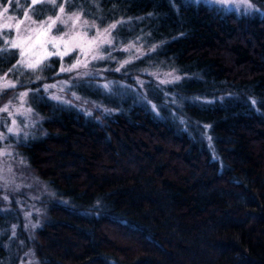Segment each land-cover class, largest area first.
<instances>
[{"label": "trees", "instance_id": "trees-1", "mask_svg": "<svg viewBox=\"0 0 264 264\" xmlns=\"http://www.w3.org/2000/svg\"><path fill=\"white\" fill-rule=\"evenodd\" d=\"M17 1L36 19L64 3ZM64 9L99 25L123 21L114 37L146 42L124 74L139 63L181 80L148 87L159 116L132 94L102 95L84 82L63 92L74 107L38 86L27 96L33 132L5 135L16 153L4 161L19 180L35 176L53 192L31 229L39 264H264V16L192 0H67ZM15 53H0V71L13 68ZM109 62L105 73L120 79ZM57 63L10 74L34 89L28 80L53 79ZM83 93L103 98L111 115ZM13 195L29 199L22 189ZM13 203L0 224L17 213Z\"/></svg>", "mask_w": 264, "mask_h": 264}, {"label": "rangeland", "instance_id": "rangeland-1", "mask_svg": "<svg viewBox=\"0 0 264 264\" xmlns=\"http://www.w3.org/2000/svg\"><path fill=\"white\" fill-rule=\"evenodd\" d=\"M41 0H38L37 3ZM49 2L50 0H46V2ZM195 1V0H192ZM203 2V0H201ZM27 4L26 2H23L22 4L19 3V1L14 0L13 2L9 3L8 1L4 4L0 5V30L3 29L4 24H11L13 25V29H15V25L18 21L24 19V13L27 12L31 20L37 21L39 23L40 20H43L47 17H52L55 19L56 15L59 12V6L56 7L53 14H45L42 15L40 19H36L31 13H30V7L23 6ZM28 4H32L31 0H28ZM251 5V8L248 6ZM7 6L8 12L6 14L3 13V8ZM215 6L220 7L223 10H229L232 12H235L237 14H259L261 15L262 12H264V7H258L256 6L252 0H223V3H217ZM73 13L80 14V22L76 26V28H73L72 22L69 21L67 25L63 26L61 28L60 24L57 23V28L54 29L51 33V37H64V42H67L69 47H72L74 44L80 43L83 44L85 49H87V41L91 40L95 35L97 29L100 31H103V29L108 28L109 25L117 24L120 20H108L105 22V24L99 25L100 22H97V19L95 18H87L83 12L80 10H66L64 18L67 19L68 16H71ZM264 16V15H262ZM9 17L11 19H9ZM87 21L88 25H95V28H89L88 26L84 25L83 22ZM30 23V21H26V24ZM121 24V23H120ZM118 24L117 27L120 25ZM21 30L24 29L25 25H21ZM32 27H35V25H32ZM114 32V31H113ZM112 32V35H113ZM67 33V35H65ZM13 35H15V32H10L6 38L12 39ZM114 37V35H113ZM18 40L22 39V37H17ZM45 37H42L44 39ZM50 38V37H47ZM114 44L113 48L117 49L116 51H112L111 59L106 60H93L88 64L87 68H78L73 72H60V68L63 65L64 67H70L72 64H74L77 60V58L83 60L85 59L84 56L80 54V50L76 49L75 51L70 52L69 55L64 56L63 61L60 60L58 56H55L58 58L57 67L55 70V76H52L53 79H48L45 81H41L40 79L37 80L36 77L40 75H34L32 76L28 81L34 82L36 85L34 89L27 86L22 85V81L18 78L13 76V74H10V72H4V70L0 71V77H4L7 73V80L12 81L16 83L15 88H0V109H3L5 105H8V112H12L13 116H9L8 112H0V134H3V138H0V190L2 191V196L0 199V212H12L11 204L12 201L13 206L15 204L17 213L13 212V218L10 222L3 218L1 220L0 224V264H39L38 260L36 259L33 249H31V229L33 224H39L40 216L37 215L39 212V200H42L43 198H50L53 196V192L51 189H49L50 186H47V184H43L39 181H37L32 176L29 179L22 178L21 180L18 179V177L15 175V173L9 168V166L5 163V159L10 155H14L15 148L14 145L8 144L7 142L4 143L5 135H17L22 133H32L31 127H33V120L32 116V105L27 99V96L29 97L32 95L33 92H36L37 89H35L37 86L38 88H41L43 91L44 85H61L63 82H67L68 87L64 88L66 90H70L71 92L75 93V86L81 85V83H87L90 85L91 88L95 89L99 94L106 93L108 89H97V85H104L109 84L110 88L112 90H115L119 85H128L131 87V89H134L136 93H144L147 94L148 87L152 86L153 83L155 84H161L160 81L164 79H170L167 74L172 73L173 75L180 74L175 69L170 68H158L156 65H138L135 64L131 66L130 74L126 75V70H121L120 72H115L116 77H119V74H122L121 78L123 79H114L108 77V73H105L106 67L108 62L110 64L114 65L113 69L120 68L121 64L126 60H131L130 64L137 63L133 62L135 61L134 58L142 56L145 50V46L143 45V42L146 43L143 40H139L138 37H131L130 39H126L125 41H122L121 38L114 37ZM148 42V41H147ZM60 43V51H64L63 42ZM130 45H133L134 47H131L129 51H120L119 49L128 48ZM147 46L149 48H152L153 45L149 42L147 43ZM4 45L2 41H0V48H3ZM137 49L140 51L137 52ZM110 50L108 45H104L103 48L100 49V51L107 55L108 51ZM47 52L53 51L52 45L48 44L45 47H41L39 45L36 46L35 52L37 58L40 56L46 55ZM121 53V55H120ZM53 57V56H51ZM17 60L19 59L17 55ZM17 62V61H16ZM111 69V70H113ZM123 69V68H121ZM91 73L96 78L93 79L92 76H84L83 73ZM124 72L126 74H124ZM78 73L80 75H78ZM126 79V81H124ZM88 81V82H87ZM137 81H142L143 87H141ZM0 83H3L2 80H0ZM80 91V90H78ZM22 92H27L28 95L24 98L23 101V109L21 110V113H16V109L21 108V101L19 94ZM44 92V91H43ZM63 92H60L59 89H53L50 88L48 92H45L47 96L52 94H57L63 96L65 100H67L66 96ZM78 94V93H76ZM79 95V94H78ZM101 95V97H103ZM83 96H88V98L95 104H97L102 110L105 108L104 99L98 98L97 100L93 99L92 96H90L88 93H83ZM166 97V96H165ZM172 101V99H170ZM153 104V103H152ZM171 104V102H170ZM154 105V104H153ZM92 107V106H87ZM150 107V105H149ZM31 109V112H25L24 109ZM109 109V108H108ZM15 119L16 125L20 128L19 133L10 134L7 132V128L12 126V120ZM181 121H184L182 118ZM25 124V129H24ZM184 125V122L182 123ZM179 128V126H178ZM176 129V127H175ZM10 157V156H9ZM17 172V171H16ZM19 174V172H17ZM20 175V174H19ZM23 190V192L28 193L29 199H26L24 202L16 195L10 196L11 193L19 192L20 190ZM34 190V191H33ZM59 197V196H58ZM55 201H58L55 197H53ZM27 205V206H26ZM15 209V208H14ZM14 211V210H13ZM20 250V256L16 259L15 263H13V257L16 258L18 250ZM7 258V259H5ZM6 260V261H4ZM12 260V262H11Z\"/></svg>", "mask_w": 264, "mask_h": 264}, {"label": "snow or ice", "instance_id": "snow-or-ice-1", "mask_svg": "<svg viewBox=\"0 0 264 264\" xmlns=\"http://www.w3.org/2000/svg\"><path fill=\"white\" fill-rule=\"evenodd\" d=\"M9 3L13 2V0H8ZM32 5L34 6L38 0H31ZM42 2V0H41ZM50 2L55 5L56 0H50ZM67 0H64V3H66ZM201 0H195V3L199 4ZM205 5H216L217 3H223V0H203ZM64 3H61L59 6V12L56 15L55 19L52 17H47L43 20H40L39 23L35 20H31L28 13H24V19L18 21L15 25V29H13V25L11 24H4L3 29L0 30V41H2L4 47L0 48V53L3 52H11L13 49L16 50V55H18L19 59L17 60L16 64L13 65L12 69H9V72L13 71V69H16L18 67H23L25 69L36 71L38 68H40L41 64L44 62V60L49 59L51 56H58L61 61H63L64 56H67L70 54V52L75 51L76 49L80 50V54L85 57V59L81 60L77 58L76 62L72 64L70 67H64L63 65L60 68V72H73L78 68H87L88 64L93 60H106L112 58V51H116L117 49L113 48L114 40L115 38L112 36V32L117 28V25L120 23H123V21H118L117 24L109 25L108 28L103 29V31H100L97 29L96 35L91 39L87 41V49H85L83 44L77 43L74 44L72 47H69L67 42H64V37H51V33L54 29L57 28V23L60 24L61 28L68 24L69 21L72 22L73 28H76L78 23L80 22V14L73 13L71 16H68L67 19L64 18L65 9H64ZM169 3L173 4L174 6V0H169ZM251 8V5L248 6ZM8 12V7L5 6L3 8V13L6 14ZM261 15H264V12L261 13ZM9 19H11L9 17ZM26 21H30V23L26 24ZM84 25L88 26L89 28H95V25H88L87 21L83 22ZM21 25H25L24 29L21 30ZM32 25H35V27H32ZM14 31L15 35H13L12 39H7L6 36ZM67 35V33H65ZM17 37H22V39L18 40ZM42 37H45L42 39ZM50 37V38H47ZM178 38V37H177ZM63 42L64 51L61 52L60 49V43ZM48 44L52 45L53 51L47 52L46 55L40 56L37 58L36 56V46L39 45L41 47H45ZM104 45H108L110 50L108 51V54H103L100 49L104 47ZM131 47H134L133 45H130L128 48L119 49L120 51H129ZM155 49H153L154 51ZM140 50L137 49V52ZM137 59L139 58L136 57ZM131 60L124 61L120 68L113 69L115 72H120L121 68L124 67L125 64L130 63ZM108 69H105L107 71ZM78 75H80L78 73ZM84 76H92L93 79L96 77L91 73H83ZM170 79H164L160 81L161 84H177L181 77L178 75H173L172 73L167 74ZM37 80L41 79V77L37 76ZM0 80L3 81V83H0V88H15L17 85L16 83L7 80V73L4 77H0ZM137 83L143 87L142 81H137ZM68 87L67 82H63L61 85L53 84V85H44L43 91L48 92L50 88L53 89H59L60 92L64 91V88ZM97 89L103 88L108 89V91L104 94L108 96H124L132 94L135 96L137 102H139L144 107H149V110L153 111L157 116H159V112L156 111V105H151V102L147 99L146 94L144 93H136L134 89H131L128 85H119L115 90H112L109 86V84L104 85H97ZM40 91V89H37V93ZM28 95L27 92H22L19 94L20 101H21V108L16 109V113H21V110L23 109V101L24 98ZM75 96V94H73ZM41 99H45L44 97H41ZM75 99H79V97H75ZM167 99V97H166ZM48 101H55L57 102V105H67L70 107H74L72 105L71 101L65 100L63 96L52 94L47 97ZM194 104L198 103L199 101L193 100ZM203 103H211L209 102H203ZM172 106H177V101L175 99H172L171 101ZM161 107L169 108L168 104H162ZM8 105H5L3 109H0V112H8ZM177 110L179 111V107L177 106ZM25 112L30 113L31 109H24ZM105 114L111 115V110L104 109ZM9 116H13L12 112H8ZM87 116H91V112L84 113ZM171 115V111H170ZM178 119V117H177ZM182 123L184 121H181ZM33 126H35V122H33ZM199 127V125H197ZM21 130L16 125L15 119L12 120V126L7 128V132L10 134L19 133ZM28 133H24V138L27 139ZM0 138H3V134H0ZM209 139H211L209 137ZM3 154V153H0ZM33 228L38 227L37 224L32 225Z\"/></svg>", "mask_w": 264, "mask_h": 264}]
</instances>
